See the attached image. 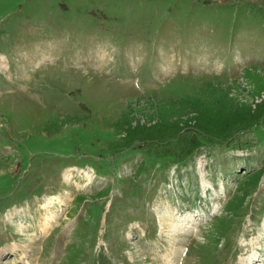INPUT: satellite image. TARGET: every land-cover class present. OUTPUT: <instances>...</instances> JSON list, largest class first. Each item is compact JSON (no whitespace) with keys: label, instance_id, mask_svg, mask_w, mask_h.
<instances>
[{"label":"rangeland","instance_id":"374dc122","mask_svg":"<svg viewBox=\"0 0 264 264\" xmlns=\"http://www.w3.org/2000/svg\"><path fill=\"white\" fill-rule=\"evenodd\" d=\"M228 90L264 91V0H0V262L263 264L264 112L182 161L125 138Z\"/></svg>","mask_w":264,"mask_h":264},{"label":"trees","instance_id":"16d2710c","mask_svg":"<svg viewBox=\"0 0 264 264\" xmlns=\"http://www.w3.org/2000/svg\"><path fill=\"white\" fill-rule=\"evenodd\" d=\"M249 84L254 86L253 82ZM263 92L254 94V102L240 101L230 90L208 94V99L202 94L198 98L164 100L149 121L134 124L131 117L125 138L131 145L140 143L148 157L186 160L204 146L232 144L238 135L250 130L264 112ZM250 181H245V193L250 192Z\"/></svg>","mask_w":264,"mask_h":264},{"label":"bare ground","instance_id":"6f19581e","mask_svg":"<svg viewBox=\"0 0 264 264\" xmlns=\"http://www.w3.org/2000/svg\"><path fill=\"white\" fill-rule=\"evenodd\" d=\"M72 171V170H71ZM11 217H13V214H11ZM14 218V217H13ZM173 219V218H172ZM179 221V220H178ZM179 223V222H178ZM171 224V223H170ZM19 225V224H18ZM14 226H16L17 227V225L15 224ZM23 226V225H22ZM25 227V226H24ZM174 229H177V227L176 226H172V224H171V230H174ZM19 243V242H18ZM13 244H15V242L13 243ZM13 244H11V245H9L8 247L10 248V249H12V251H19V250H21V248L19 249V247H16V248H14L13 247ZM24 244V243H23ZM26 249V248H25ZM258 249V248H257ZM3 250V249H2ZM2 250H0V253H4L5 251H2ZM26 251H27V249H26ZM24 253V252H23ZM258 253V252H257ZM26 254V253H25ZM24 256V255H23ZM26 256V255H25ZM24 256V257H25ZM27 257V256H26ZM0 258H2V257H0ZM251 259H252V262H254V260H257V256H255L254 258L253 257H251ZM251 262V263H252ZM1 263V262H0ZM2 264V263H1ZM264 264V263H263Z\"/></svg>","mask_w":264,"mask_h":264}]
</instances>
